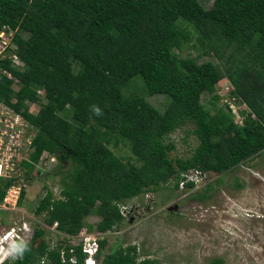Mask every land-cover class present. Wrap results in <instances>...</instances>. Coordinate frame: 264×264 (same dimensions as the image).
I'll use <instances>...</instances> for the list:
<instances>
[{"label": "trees", "instance_id": "1", "mask_svg": "<svg viewBox=\"0 0 264 264\" xmlns=\"http://www.w3.org/2000/svg\"><path fill=\"white\" fill-rule=\"evenodd\" d=\"M4 28L13 32L23 66L0 59L12 76L0 73V102L35 133L22 164L33 170L45 153L59 166L57 194L43 187L30 209L63 234L51 248L36 228L9 264L43 257L48 264H85L80 242L71 239L89 215L99 216L89 229L113 230L123 222L119 204L173 180L177 189L190 168L224 173L264 150V0H213L209 7L200 0H0ZM193 35L216 62L182 55ZM223 78L233 102L245 106L239 119L217 103L215 84ZM204 93L211 95L205 103ZM157 94L167 97L163 110L146 98ZM36 102L34 114L29 104ZM186 125L198 142L189 157H170L168 136ZM122 144L126 159L115 151ZM9 184L0 182V200ZM106 244L99 241L97 264L156 261L139 260L136 245L103 253Z\"/></svg>", "mask_w": 264, "mask_h": 264}, {"label": "rangeland", "instance_id": "2", "mask_svg": "<svg viewBox=\"0 0 264 264\" xmlns=\"http://www.w3.org/2000/svg\"><path fill=\"white\" fill-rule=\"evenodd\" d=\"M212 1L200 0V3L209 7ZM8 45L0 51V59L10 57L18 66H23L12 50L15 48L12 40L9 39ZM187 54L192 57L201 55L199 61H217L213 54H202L196 35L182 51V55ZM137 82L131 84L133 88L139 86ZM215 89L217 103L228 104L239 119L245 106L233 102L229 95L232 89L229 81L221 79ZM38 94L42 97V91ZM210 96V93H204L202 102H207ZM146 98L159 110H163L167 103L163 94L146 95ZM38 109L39 103L29 104L31 113H37ZM168 141L174 144V149L169 152L173 158L189 157L198 142L190 125L177 128L168 136ZM115 151L124 159L130 156L128 147L123 144ZM35 164L33 170L22 169L25 194L16 207L22 206L24 218L32 230L45 228V239L54 244L59 233L48 228L43 216L34 215L30 208L43 187L57 194L58 161L55 156L44 153ZM187 182V186L180 183L173 190V180L157 191L131 199L127 202L131 214L117 228L106 233L89 229L99 219L95 213L89 215L82 232L72 238L71 243H78L85 233L91 231L100 240H107L103 253L118 246L136 245L142 257L155 259L156 264H264V150L230 171L210 172L204 179L198 177ZM15 219L17 222L21 217L16 214Z\"/></svg>", "mask_w": 264, "mask_h": 264}, {"label": "built area", "instance_id": "3", "mask_svg": "<svg viewBox=\"0 0 264 264\" xmlns=\"http://www.w3.org/2000/svg\"><path fill=\"white\" fill-rule=\"evenodd\" d=\"M12 34L13 32L7 28L0 29V51L10 45H8V41L12 40ZM0 72L8 78H12L6 70L1 69ZM34 135L31 125L24 116L0 102V182L10 181L9 186L4 188L5 194L0 200V255L3 256L16 251L19 243H26L31 239L26 221L16 222L12 213L14 212L16 215L17 212L23 210L16 207L21 191L24 189V184L21 181V176H24L22 161H29ZM35 166L36 164L33 165V168ZM198 177L205 178V174L200 175L198 170L189 169L181 173L180 183L184 185L187 180ZM97 248L98 241L95 235L84 236L83 251L89 254V260L92 259L91 255Z\"/></svg>", "mask_w": 264, "mask_h": 264}, {"label": "clouds", "instance_id": "4", "mask_svg": "<svg viewBox=\"0 0 264 264\" xmlns=\"http://www.w3.org/2000/svg\"><path fill=\"white\" fill-rule=\"evenodd\" d=\"M38 93H39V91H38ZM29 124H30V123H29ZM24 167H25V166H24ZM190 169L198 170V171L200 172V175L205 174V178H206L207 174L211 172V171H209V172H204V171H201V170H199V169H197V168H190ZM188 170H189V169H188ZM186 171H187V170H186ZM182 172H185V171H182ZM203 179H204V178H203ZM180 181H181V180H180ZM179 184H180V182H179ZM187 184H189V182H185V183H184V186H185V185L187 186ZM148 194H149V193H145V195H148ZM128 202H129V201H128ZM18 204H19V201H18ZM127 204H128L127 202H126V203H123V204H119V212H120V214H121L122 217H123V221H125L126 217H127L129 214H131V213H130V209H129V207L127 206ZM19 208H22V206L19 207ZM22 209H23V208H22ZM12 214H13V216H15V213H14V212H13ZM17 214L21 217V220H17V221H22V220L26 221V223H27V225H28V228L30 229L31 239H30L28 242L24 243V244H30L31 241H32V239H33V237H34V234H35L36 228H35L34 230H32V228L30 227V225H29L27 219L24 218V210H22V212H17ZM25 216H26V215H25ZM45 224L47 225L48 228L50 227V228H52V229H55L60 235H63L62 233H60V232L57 230V222H54L52 225H48L47 223H45ZM118 226H119V225H117L115 228H117ZM83 227H84V226H83ZM83 227H82V229L80 230L79 234L82 232ZM38 228H42V229L44 230V232L46 233L45 228H43V227H38ZM97 232H99V231H97ZM100 233H102V232H100ZM104 233H106V232H104ZM79 234H78V235H79ZM78 235H77V236H78ZM86 235H87V236H88V235H95V236L97 237V241H98V248H97V250L91 255V257H92L91 260L88 259V255H89V254L83 251V238H84V236H86ZM65 236H67V235H65ZM77 236H76V237H77ZM84 236H83L82 239L79 241V242H80V245H81L82 253H84V255H85V257H84V263H85V264H97L98 262H97L96 254H97V252H98V250H99V241H100L99 236L96 235V234H94V232H91V231H88L87 233H85ZM67 237L72 238L71 236H67ZM19 245H20V243L18 244V247H17L16 251H12L9 255H6V256L0 255V264H9L10 261L14 260V259L16 258V254H17V251H18ZM55 245H56V243H54V244H51V243H50V247H51V248H52L53 246H55ZM70 252H71V253L73 252V248L70 249ZM60 255H61V259H62L63 261H65V256H64V255H65V251H64L63 249L61 250ZM144 258H146V257H142L141 255L138 257L139 260H142V259H144ZM69 260H70L71 262H73V263L76 262V257H75V255L70 256V259H69ZM156 262H157V261H154V262L149 263V264H156ZM37 264H48V263L45 261V258L43 257V258L39 261V263H37Z\"/></svg>", "mask_w": 264, "mask_h": 264}]
</instances>
